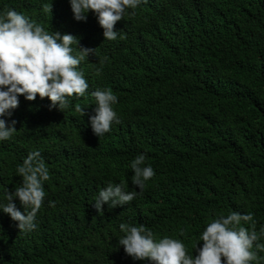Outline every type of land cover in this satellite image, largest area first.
Returning <instances> with one entry per match:
<instances>
[{
  "label": "trees",
  "instance_id": "trees-1",
  "mask_svg": "<svg viewBox=\"0 0 264 264\" xmlns=\"http://www.w3.org/2000/svg\"><path fill=\"white\" fill-rule=\"evenodd\" d=\"M9 9L96 49L79 65L89 88L70 98L68 109L50 110L47 97L19 96L12 115L0 117L16 121L13 136L0 141V205L5 190L21 186L16 169L29 153H41L50 175L34 230L19 231L0 209V264H151L125 254L121 223L144 225L157 241L178 239L193 256L202 232L221 215L252 213L259 234L264 0H142L116 23L114 41L104 40L91 11L75 20L69 0H0V13ZM96 89L118 92L113 108L126 123L119 138L86 139ZM139 154L155 172L145 182L157 186L154 193L131 183ZM104 167L109 173L100 176ZM125 181V191L140 194L112 209L104 204L98 214L99 190ZM12 202L24 212L18 198ZM257 255L250 264H264V252Z\"/></svg>",
  "mask_w": 264,
  "mask_h": 264
},
{
  "label": "clouds",
  "instance_id": "clouds-1",
  "mask_svg": "<svg viewBox=\"0 0 264 264\" xmlns=\"http://www.w3.org/2000/svg\"><path fill=\"white\" fill-rule=\"evenodd\" d=\"M69 2L75 20L85 21L86 14L91 11L103 29L104 40L114 41L118 35V31L114 30L116 23L124 18L128 10H135L142 0ZM44 11L50 14L51 4L44 5ZM95 49L79 46V38L71 34L46 30L13 9L0 13V117L12 115V110L19 106V96H24L28 101L35 100L37 96L41 99L47 97L50 110L56 108L63 112L68 109L70 98L83 97L89 88L79 65L89 55H94ZM112 90L96 89L91 93L96 107L95 114L89 117L91 129L86 137L89 142L110 135L119 138L126 127L125 121L118 117L113 108L119 95L116 91V96ZM140 99L133 101L140 102ZM83 108L76 106L81 116L85 114ZM15 124V120L8 124L0 118V141L13 136ZM145 160L143 154L132 160L130 168L134 174L131 183L140 192L145 188L149 193H154L157 186L152 181L145 182L155 172L151 166H142ZM107 169L104 167L99 175L108 174ZM16 171L22 178V184L12 192L4 191L3 198L7 203L0 205V209L17 222L19 231H32L37 227L36 215L46 196L43 185L50 179L49 170L41 153L33 151L17 166ZM126 184V181L115 185L109 183L99 190L93 205L98 214L102 213L104 204L112 209L132 202L140 194L134 190L125 191ZM14 197L23 205L24 212L12 202ZM50 206H54V202H50ZM119 229L124 235L118 244L123 246L125 254L133 260H147L151 264H250L258 259V252H264V243H259L264 236V228L257 233L252 213L233 211L226 217L221 215L214 219L199 237V242L203 244L200 248L195 246V256L190 255L185 244L178 239L164 237L157 241L153 232L144 225L121 223ZM180 234L184 235L183 231Z\"/></svg>",
  "mask_w": 264,
  "mask_h": 264
}]
</instances>
